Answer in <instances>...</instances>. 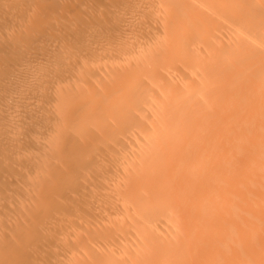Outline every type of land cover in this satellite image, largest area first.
Masks as SVG:
<instances>
[{
  "label": "bare ground",
  "instance_id": "obj_1",
  "mask_svg": "<svg viewBox=\"0 0 264 264\" xmlns=\"http://www.w3.org/2000/svg\"><path fill=\"white\" fill-rule=\"evenodd\" d=\"M0 264H264V0H0Z\"/></svg>",
  "mask_w": 264,
  "mask_h": 264
}]
</instances>
